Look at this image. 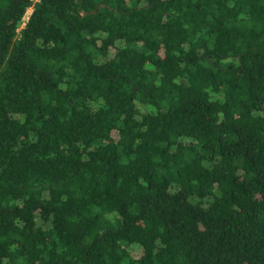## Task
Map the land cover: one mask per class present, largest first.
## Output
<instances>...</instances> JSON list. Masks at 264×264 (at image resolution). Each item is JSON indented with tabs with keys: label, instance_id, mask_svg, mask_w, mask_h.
I'll use <instances>...</instances> for the list:
<instances>
[{
	"label": "trees",
	"instance_id": "trees-1",
	"mask_svg": "<svg viewBox=\"0 0 264 264\" xmlns=\"http://www.w3.org/2000/svg\"><path fill=\"white\" fill-rule=\"evenodd\" d=\"M0 264H264V0H0Z\"/></svg>",
	"mask_w": 264,
	"mask_h": 264
},
{
	"label": "built area",
	"instance_id": "built-area-1",
	"mask_svg": "<svg viewBox=\"0 0 264 264\" xmlns=\"http://www.w3.org/2000/svg\"><path fill=\"white\" fill-rule=\"evenodd\" d=\"M27 19H28V15L25 14V16L22 19V25L21 26H23L25 24V22L27 21Z\"/></svg>",
	"mask_w": 264,
	"mask_h": 264
},
{
	"label": "rangeland",
	"instance_id": "rangeland-1",
	"mask_svg": "<svg viewBox=\"0 0 264 264\" xmlns=\"http://www.w3.org/2000/svg\"><path fill=\"white\" fill-rule=\"evenodd\" d=\"M30 12H31V8H29V9L27 10L26 15L29 16Z\"/></svg>",
	"mask_w": 264,
	"mask_h": 264
}]
</instances>
